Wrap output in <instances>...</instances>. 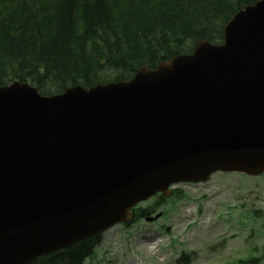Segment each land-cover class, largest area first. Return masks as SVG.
<instances>
[{
	"label": "water",
	"instance_id": "1",
	"mask_svg": "<svg viewBox=\"0 0 264 264\" xmlns=\"http://www.w3.org/2000/svg\"><path fill=\"white\" fill-rule=\"evenodd\" d=\"M227 26L225 44L127 83L0 88V264L98 233L171 183L264 171V0Z\"/></svg>",
	"mask_w": 264,
	"mask_h": 264
},
{
	"label": "trees",
	"instance_id": "2",
	"mask_svg": "<svg viewBox=\"0 0 264 264\" xmlns=\"http://www.w3.org/2000/svg\"><path fill=\"white\" fill-rule=\"evenodd\" d=\"M256 0H0V85L28 80L42 93L127 79L138 66L222 39ZM144 214V213H143ZM99 234L29 264H82ZM245 264H258L251 259Z\"/></svg>",
	"mask_w": 264,
	"mask_h": 264
},
{
	"label": "rangeland",
	"instance_id": "3",
	"mask_svg": "<svg viewBox=\"0 0 264 264\" xmlns=\"http://www.w3.org/2000/svg\"><path fill=\"white\" fill-rule=\"evenodd\" d=\"M223 174L214 173L210 180L192 189L184 184L180 185L179 188L186 195L198 198H180L179 204L176 198H168L164 215L153 224L158 231L153 226L148 227L150 224L147 221L138 222L142 226L148 225L146 229L150 228L147 231L150 239L158 236L169 242L168 238H171L170 249L173 253L168 262L166 259L162 263L153 257L146 238H141L140 232L136 231L133 238L134 252L145 258L149 264H173L172 261L182 250L196 252L192 264H243L242 259L260 257L264 251V174L259 177L240 173ZM195 188L196 192L193 191ZM154 201H145L142 206ZM253 211H256L258 218ZM219 215L221 218H218ZM192 219L196 221L188 231L183 232L182 227ZM219 234L228 238L222 247V242L216 243ZM260 237L263 243L259 240ZM220 238L223 240L222 236ZM100 249L97 248L92 257ZM164 251L169 253V247L164 248ZM118 262L119 260H113L110 264Z\"/></svg>",
	"mask_w": 264,
	"mask_h": 264
}]
</instances>
